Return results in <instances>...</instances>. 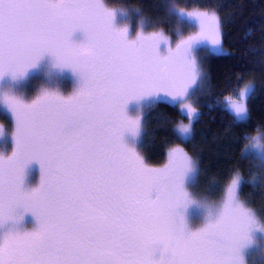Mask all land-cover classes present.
Returning a JSON list of instances; mask_svg holds the SVG:
<instances>
[{
	"label": "snow or ice",
	"instance_id": "6c2138e0",
	"mask_svg": "<svg viewBox=\"0 0 264 264\" xmlns=\"http://www.w3.org/2000/svg\"><path fill=\"white\" fill-rule=\"evenodd\" d=\"M169 14L195 30L172 38L141 19L133 31L121 19L130 12L106 0H0V99L13 123L0 151V264H248L264 243V214L242 198L239 171L216 199L190 190L199 161L181 144L200 115L197 57L231 53L214 8L173 3ZM34 73L70 76L72 90L57 83L29 96L21 86ZM250 88L227 102L241 122ZM145 103L189 120L176 123L180 143L162 166L138 146ZM243 139L252 143L241 159L264 167V135Z\"/></svg>",
	"mask_w": 264,
	"mask_h": 264
},
{
	"label": "trees",
	"instance_id": "16d2710c",
	"mask_svg": "<svg viewBox=\"0 0 264 264\" xmlns=\"http://www.w3.org/2000/svg\"><path fill=\"white\" fill-rule=\"evenodd\" d=\"M106 3L130 12L122 20L133 31L143 19L146 31L163 30L172 38L177 29L186 35L195 29L186 19L171 16L169 3L188 11L214 8L221 16L224 47L231 55L198 54L206 79L191 100L200 115L194 121V139L181 146L199 161L192 184L195 193L216 199L233 172L239 171L245 181L242 198L264 214V187L259 182L264 177V167L259 160L241 159L250 141L243 137L264 134V0H106ZM249 79L255 80L256 86L248 101L250 119L242 123L226 109V104L238 99L240 89ZM7 121L5 118L4 122ZM177 122L189 123L178 107L155 103L146 108L140 151L150 165L162 166L169 147L180 143L173 131ZM252 176L257 177L255 186L249 183Z\"/></svg>",
	"mask_w": 264,
	"mask_h": 264
},
{
	"label": "rangeland",
	"instance_id": "374dc122",
	"mask_svg": "<svg viewBox=\"0 0 264 264\" xmlns=\"http://www.w3.org/2000/svg\"><path fill=\"white\" fill-rule=\"evenodd\" d=\"M170 5L171 4L169 3V6L168 7H170ZM112 8L119 9V8H116V7H112ZM121 19H122V17H121ZM226 52H228V51L226 50ZM57 83H59V86L61 87L62 90H66V91H71L72 90L73 83H72V80H71V77L70 76L60 78V80L57 82L55 80H49L48 78H46L41 73H34L32 76L29 77V79L27 81H25L22 84L21 91L23 93L29 95V96H32V95H35V93L41 87H53V86H56ZM251 85L256 86L255 80H253V79L247 80L243 84V86L240 89V91H242L243 89H245L246 87H249ZM198 88H200V86ZM198 88L194 89V93H195V91ZM252 91H253V89L250 88L249 89V93H248L249 96L251 95ZM191 102H192V100H191ZM153 104H155V103H153ZM153 104L145 103V105L143 106V109H142V134H141V137H140V139L138 141L139 149H141L140 146H141L142 136H143L144 129H145V111H146V108H148L149 106H151ZM226 109L231 114H233L235 116V114L232 112V110L229 107H227V104H226ZM5 118H8V120H9V121H7V123L4 122V119ZM237 121L238 122H241L239 120H237ZM242 123H244V122H242ZM0 127H2L5 130V135L3 137H0V151H4L6 147L8 149H10V146H11L10 136H11V132L13 131V123L11 121L10 114L3 107L2 99H0ZM261 135H264V134L257 133L253 138L259 137ZM251 143H252V141L250 140L247 148L251 145ZM37 175H38V173H37ZM193 182L190 184V190L192 192H194V190L192 188ZM195 194L197 196H199V197H202V196L198 195L197 193H195ZM192 211H193L194 216H197L198 215V211L196 209H193ZM29 227H31V225H29ZM246 259L248 261V264H264V243H261V242L258 241L257 244H256V246H254L253 248H251L249 250Z\"/></svg>",
	"mask_w": 264,
	"mask_h": 264
}]
</instances>
